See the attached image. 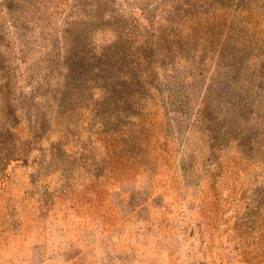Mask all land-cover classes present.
Returning <instances> with one entry per match:
<instances>
[{
	"label": "rangeland",
	"instance_id": "1",
	"mask_svg": "<svg viewBox=\"0 0 264 264\" xmlns=\"http://www.w3.org/2000/svg\"><path fill=\"white\" fill-rule=\"evenodd\" d=\"M0 264H264V0H0Z\"/></svg>",
	"mask_w": 264,
	"mask_h": 264
}]
</instances>
